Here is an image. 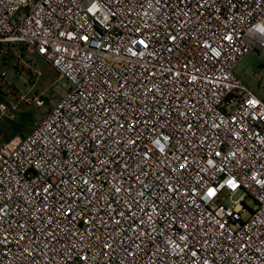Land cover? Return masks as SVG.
Returning <instances> with one entry per match:
<instances>
[{"label":"built area","instance_id":"built-area-1","mask_svg":"<svg viewBox=\"0 0 264 264\" xmlns=\"http://www.w3.org/2000/svg\"><path fill=\"white\" fill-rule=\"evenodd\" d=\"M251 53L264 0H0V123L69 86L0 143V264H264Z\"/></svg>","mask_w":264,"mask_h":264},{"label":"rangeland","instance_id":"rangeland-1","mask_svg":"<svg viewBox=\"0 0 264 264\" xmlns=\"http://www.w3.org/2000/svg\"><path fill=\"white\" fill-rule=\"evenodd\" d=\"M1 68V67H0ZM39 69L42 72V77L38 83L39 88L50 96V101L42 109H35L31 106L27 107L20 104L16 111L11 106L8 107L5 118L0 124V143L4 142L5 138H10L13 122L17 121L21 113H31L32 122L27 123L24 135H27L35 125L41 121L45 112L52 108L68 91V83L65 79H60L57 72L45 62L39 61ZM9 78L12 76L10 71H7ZM234 74L246 86L252 89L259 97H264V91L261 89L260 84L264 83V57L251 53L246 56L234 70ZM257 76L262 77L260 82ZM21 135V134H19Z\"/></svg>","mask_w":264,"mask_h":264},{"label":"trees","instance_id":"trees-1","mask_svg":"<svg viewBox=\"0 0 264 264\" xmlns=\"http://www.w3.org/2000/svg\"><path fill=\"white\" fill-rule=\"evenodd\" d=\"M31 122H32V115H31V113H21L20 118L17 121L13 122L12 126L9 127L11 129V134H12L10 136V138L13 137L14 135H18V134H21V135L24 136V131H26V129H27L26 128L27 123H31ZM10 138L9 137L8 138H5L4 142L7 141V140H9Z\"/></svg>","mask_w":264,"mask_h":264},{"label":"snow or ice","instance_id":"snow-or-ice-1","mask_svg":"<svg viewBox=\"0 0 264 264\" xmlns=\"http://www.w3.org/2000/svg\"><path fill=\"white\" fill-rule=\"evenodd\" d=\"M211 194V193H210Z\"/></svg>","mask_w":264,"mask_h":264}]
</instances>
